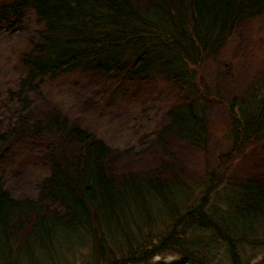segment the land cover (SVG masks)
Listing matches in <instances>:
<instances>
[{
    "label": "trees",
    "instance_id": "1",
    "mask_svg": "<svg viewBox=\"0 0 264 264\" xmlns=\"http://www.w3.org/2000/svg\"><path fill=\"white\" fill-rule=\"evenodd\" d=\"M25 9L37 14L41 27L31 49L20 58L24 69L21 93L24 86L40 78L71 71L90 73L109 82L121 77L122 84L172 81L179 84L182 99L168 107V122L159 131L157 148L165 149L167 135H176L205 153L208 104L217 98L199 73V66L206 56L227 46L241 23L262 14L264 0H145L142 5L130 0H12L0 4V20L11 21ZM235 101L231 103V147L227 154L235 153L236 146L264 131V78L242 101ZM32 130L40 132L52 146L48 190L53 199L65 205L68 214L66 220L53 212L37 217L22 248L33 241L40 243L57 227L68 230L69 237L80 238L71 243L76 249L82 246L87 251L89 247L90 258L85 264H165L151 261L164 251L181 257L167 264H205L197 245L191 247L186 242L195 224L221 232L229 240L264 245V231L254 235L226 233L244 217H264V187L256 181H247L241 189L236 187L239 219L219 220L216 207L207 203L208 197L197 201L194 182L183 183L186 177L176 178L172 169L168 171L171 177L125 174L116 182L108 172V145L59 109L47 110L35 120ZM69 139L78 147L73 164L61 146L62 140ZM6 145L7 132L4 120H0V160ZM202 183L207 191L213 188L212 171L203 176ZM175 190L183 191V203L170 205L166 214L171 219L158 245L149 242V231L143 234L149 230L144 226L127 233L123 224L136 201L155 195L165 202ZM39 209L42 206L37 202L13 199L0 186V263L13 253L10 241L25 228L23 219Z\"/></svg>",
    "mask_w": 264,
    "mask_h": 264
},
{
    "label": "rangeland",
    "instance_id": "2",
    "mask_svg": "<svg viewBox=\"0 0 264 264\" xmlns=\"http://www.w3.org/2000/svg\"><path fill=\"white\" fill-rule=\"evenodd\" d=\"M10 1L0 0V4ZM130 1L142 5L145 0ZM40 27L41 19L32 9L19 12L11 21L0 20V120H4L7 132L6 152L0 160V186L13 199L32 200L42 206L23 219L25 228L10 241L13 253L0 264H85L88 260L89 247L86 245L87 251L82 246L76 249L71 243L80 238L69 237L68 230L57 227L40 243L33 241L22 248L37 217L53 212L67 219L65 205L53 199L48 190L52 146L40 132L32 130L35 120L52 108L61 110L70 121L108 145L110 163L106 164L116 182L125 174L155 177L161 173L171 177L168 171L172 169L176 178L186 177L183 183L194 182L197 201L208 197L207 203L216 207L219 220L239 219L236 187L241 189L247 181L264 187V131L236 146L235 153L227 154L231 147V103L242 101L264 78V11L241 23L227 46L206 56L199 66V73L217 98L208 104L205 153L176 135H167L165 149L157 148L159 131L168 122V107L182 99L179 84L172 81L152 79L122 84L121 77L109 82L90 73L71 71L40 78L24 86L21 93L24 69L20 58L31 49ZM61 143L68 162L73 164L78 153L76 143L72 139ZM211 171L215 183L207 191L202 178ZM173 203L178 207L183 203V191L175 190L165 202L147 195L132 205L123 226L128 234L144 226L149 230L143 234L149 231V242L158 245L166 234L164 230L171 219L166 213ZM208 228L195 224L186 236L188 245H197L205 264H264V245L260 242L252 245L244 239L229 240ZM235 228L226 233L262 232L264 217H244ZM160 255L151 261L167 264L181 259L171 251ZM116 256L121 255L116 252Z\"/></svg>",
    "mask_w": 264,
    "mask_h": 264
}]
</instances>
